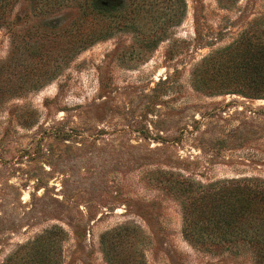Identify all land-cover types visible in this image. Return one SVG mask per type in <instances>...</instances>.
I'll use <instances>...</instances> for the list:
<instances>
[{"label":"rangeland","instance_id":"obj_1","mask_svg":"<svg viewBox=\"0 0 264 264\" xmlns=\"http://www.w3.org/2000/svg\"><path fill=\"white\" fill-rule=\"evenodd\" d=\"M150 1L155 19L143 14L133 27L163 23L155 48L128 30L59 66L44 52L45 21L58 16L62 29L73 15L15 0L1 22L0 264L52 226L66 236L61 264H106L100 236L131 223L146 238V264H252L249 252L189 244L166 179H264V99L191 84L200 61L242 32L264 40V0H184L179 25L168 0Z\"/></svg>","mask_w":264,"mask_h":264},{"label":"trees","instance_id":"obj_2","mask_svg":"<svg viewBox=\"0 0 264 264\" xmlns=\"http://www.w3.org/2000/svg\"><path fill=\"white\" fill-rule=\"evenodd\" d=\"M15 0H0V24ZM222 6L237 0H216ZM118 2V3H116ZM28 0L33 9L41 5L51 16L67 11L73 18L60 28L57 17L45 21L49 49L44 51L58 66L92 45L128 30L138 32L144 51L165 38V27L146 32L134 29L143 14L156 11L150 0ZM172 24L184 16V0H168ZM155 10V11H154ZM155 19V18H154ZM152 19V20H154ZM129 24V26L127 25ZM134 26V27H133ZM138 30V31H137ZM61 43L62 48L58 49ZM58 68V67H57ZM54 75L46 80H53ZM195 91L207 95H238L264 99V40L254 31H244L229 45L209 53L192 72ZM167 189L178 203L182 235L194 248L205 253L227 252L238 256L249 252L252 264H264V179L243 177L201 182L181 174H169ZM65 232L58 226L43 231L11 252L1 264H61ZM146 238L137 225L122 224L100 236L106 264H146Z\"/></svg>","mask_w":264,"mask_h":264}]
</instances>
